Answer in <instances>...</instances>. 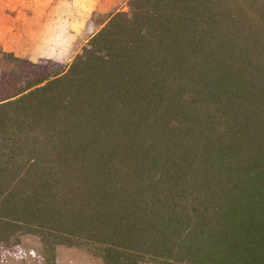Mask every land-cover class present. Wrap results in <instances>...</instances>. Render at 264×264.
I'll return each instance as SVG.
<instances>
[{"label":"trees","instance_id":"obj_1","mask_svg":"<svg viewBox=\"0 0 264 264\" xmlns=\"http://www.w3.org/2000/svg\"><path fill=\"white\" fill-rule=\"evenodd\" d=\"M69 64L0 51V254L264 264V0H126Z\"/></svg>","mask_w":264,"mask_h":264},{"label":"rangeland","instance_id":"obj_2","mask_svg":"<svg viewBox=\"0 0 264 264\" xmlns=\"http://www.w3.org/2000/svg\"><path fill=\"white\" fill-rule=\"evenodd\" d=\"M125 2L126 0H0V18L16 22L22 29L23 36L25 34L28 37L27 40L24 37L17 38L12 42L14 46L18 48L24 46L33 57L43 53L48 56L46 51L53 53L57 48L54 47V38L58 34L61 36L64 33L65 42H69L68 33L76 31L75 26L83 25L82 15L78 12L73 14L72 11H84L91 8V29L97 30L98 25L92 21V15L105 14L112 10H126ZM88 21L89 19L85 20V22ZM88 37L89 35L85 34L80 39L83 41ZM80 48L68 47L65 60L60 63L69 64ZM2 72H18V68L0 53V73ZM19 239L20 245L16 251L0 254V264H46L39 240L35 236L21 235ZM55 264L104 263L84 248L60 246L56 250Z\"/></svg>","mask_w":264,"mask_h":264},{"label":"crops","instance_id":"obj_3","mask_svg":"<svg viewBox=\"0 0 264 264\" xmlns=\"http://www.w3.org/2000/svg\"><path fill=\"white\" fill-rule=\"evenodd\" d=\"M90 9L84 11H80V10L72 11L73 14L75 12H78L82 15V18L84 20L83 25L75 26L74 28L76 31L68 33V35L70 36V38H68L69 42H65L63 38L64 33H62L61 36L60 34H58V36L54 38V42H55L54 47L57 48H55V51L53 53H49L48 51H46L49 54L48 56L43 53L42 55L33 57V55L30 54V52H28V50L24 48V46H20L22 48H18L17 46H14L12 42L15 41L17 38L24 37V39L27 40L28 37L25 34L23 36L22 29L17 25L16 22H13L11 20L7 21V19L3 20L2 18H0V47L2 48V51L12 52L14 55L28 59L30 61L47 58V59L56 60L58 62H63V60H65V52L68 47H81L83 43L86 41V39L81 41L80 39L81 36L88 34L90 37L96 31L95 28L91 29L90 24L92 23L90 21V14L92 11H90ZM97 10H99L100 12H105L104 10L101 9H97ZM87 19H89V21L85 22V20Z\"/></svg>","mask_w":264,"mask_h":264}]
</instances>
